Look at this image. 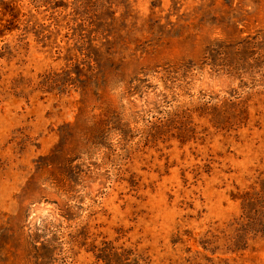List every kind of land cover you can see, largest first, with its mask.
Wrapping results in <instances>:
<instances>
[{"label":"rangeland","instance_id":"1","mask_svg":"<svg viewBox=\"0 0 264 264\" xmlns=\"http://www.w3.org/2000/svg\"><path fill=\"white\" fill-rule=\"evenodd\" d=\"M0 264H264V0H0Z\"/></svg>","mask_w":264,"mask_h":264},{"label":"trees","instance_id":"2","mask_svg":"<svg viewBox=\"0 0 264 264\" xmlns=\"http://www.w3.org/2000/svg\"><path fill=\"white\" fill-rule=\"evenodd\" d=\"M249 44H250L249 42L237 43L235 48L239 49L240 46L248 47ZM241 198H242V208H243V211H244L243 216H242V218H243L242 220L250 221V220L255 219L254 217L250 216L251 213H252V210L250 211V202H252L254 197L252 196V194L245 193V194L241 195Z\"/></svg>","mask_w":264,"mask_h":264}]
</instances>
